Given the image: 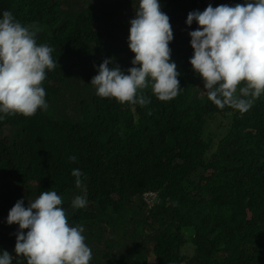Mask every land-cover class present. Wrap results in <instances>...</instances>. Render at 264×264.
I'll return each mask as SVG.
<instances>
[{
    "label": "trees",
    "instance_id": "trees-1",
    "mask_svg": "<svg viewBox=\"0 0 264 264\" xmlns=\"http://www.w3.org/2000/svg\"><path fill=\"white\" fill-rule=\"evenodd\" d=\"M158 2L170 18L181 91L160 101L146 89L151 102L132 111L90 84L92 62L114 58L125 74L133 66L130 23L114 22L119 3L0 0L57 61L42 84L47 110L0 120V254H12V264L27 261L14 252L19 226L8 213L23 191L34 201L49 190L62 197L69 224L84 227L89 264H264V94L244 114L217 108L189 62V32L199 26L186 24L191 11L245 0ZM147 191L159 194L151 208ZM85 192L87 206L73 209Z\"/></svg>",
    "mask_w": 264,
    "mask_h": 264
},
{
    "label": "clouds",
    "instance_id": "clouds-1",
    "mask_svg": "<svg viewBox=\"0 0 264 264\" xmlns=\"http://www.w3.org/2000/svg\"><path fill=\"white\" fill-rule=\"evenodd\" d=\"M12 11H0V120L17 114L30 117L38 109L47 110L42 84L46 70L57 67L52 57L54 49L38 44L37 30L31 25L23 26ZM194 21L199 27L189 32L194 50L189 62L204 81L208 99L219 109L227 106L241 114L248 112L264 94V0H245L235 6L209 4L202 12L188 13L186 24L191 26ZM129 23L128 47L135 54L133 66L125 74L114 64V58H105L101 64L92 62L89 68L94 67V77L90 84L96 95L115 98L121 104L131 103L132 111L137 104L151 102L143 94L149 88L160 101L177 97L181 73L171 61L169 44L174 37L169 16L161 11L158 0H139ZM76 159L69 157L72 162ZM71 174L76 178V187L83 188L81 170L73 169ZM150 194L156 195V205L159 194L155 191L143 194L144 203ZM23 198L24 191L7 216L9 225L19 226L16 256H23L27 264H89L92 249L85 243V229L69 224L61 207L62 197L49 190L34 201ZM86 206V192L71 202L73 209ZM12 260V254L2 251L0 264H12Z\"/></svg>",
    "mask_w": 264,
    "mask_h": 264
},
{
    "label": "rangeland",
    "instance_id": "rangeland-1",
    "mask_svg": "<svg viewBox=\"0 0 264 264\" xmlns=\"http://www.w3.org/2000/svg\"><path fill=\"white\" fill-rule=\"evenodd\" d=\"M109 2H117L120 4L119 12L117 18L114 19L115 23L121 24L122 22H126L129 24V21L135 16V7L126 5V0H106ZM204 94V93H203Z\"/></svg>",
    "mask_w": 264,
    "mask_h": 264
},
{
    "label": "built area",
    "instance_id": "built-area-1",
    "mask_svg": "<svg viewBox=\"0 0 264 264\" xmlns=\"http://www.w3.org/2000/svg\"><path fill=\"white\" fill-rule=\"evenodd\" d=\"M155 200H156V195L150 194L146 196L145 202L148 204L149 208H151L154 205Z\"/></svg>",
    "mask_w": 264,
    "mask_h": 264
}]
</instances>
